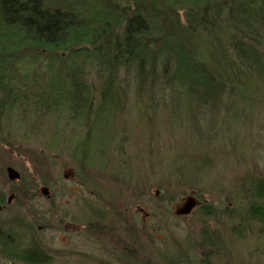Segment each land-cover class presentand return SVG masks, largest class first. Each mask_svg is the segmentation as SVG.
<instances>
[{
	"label": "trees",
	"instance_id": "1",
	"mask_svg": "<svg viewBox=\"0 0 264 264\" xmlns=\"http://www.w3.org/2000/svg\"><path fill=\"white\" fill-rule=\"evenodd\" d=\"M121 79L133 81L129 87L139 104L144 96L150 105L159 97L175 100L189 125L207 114L217 116L228 101L249 106L261 100L264 0H0V132L6 115L16 111L34 119L36 113L56 116L80 139L68 148L70 159L79 169L85 162L96 167L89 118L114 117L118 110L123 116L128 93H119ZM13 145L0 138V165L8 164L2 158ZM22 148L17 153L23 154ZM31 153L34 173L45 178L40 166L49 156ZM110 162L95 173L113 176ZM250 178V185L245 180L237 185H246L241 194L249 203L224 214L244 235L264 226V180ZM13 192L21 205L27 192ZM109 199L105 206L114 209L117 198ZM198 211L205 217L216 212L209 205ZM22 220L2 222L0 257L50 264L48 251ZM111 226L92 222L87 229L98 234Z\"/></svg>",
	"mask_w": 264,
	"mask_h": 264
},
{
	"label": "rangeland",
	"instance_id": "2",
	"mask_svg": "<svg viewBox=\"0 0 264 264\" xmlns=\"http://www.w3.org/2000/svg\"><path fill=\"white\" fill-rule=\"evenodd\" d=\"M126 91L123 116L118 110L114 117L89 118L96 167L85 162L79 169L70 159L67 150L80 139L63 119L41 113L34 119L18 111L6 115L0 138L14 148L2 158L8 164L0 165V188L5 177L10 180L6 168H13L21 174L13 186L27 195L21 205L14 201L0 212L2 222L23 219L48 251L50 264H203L206 254L213 264L264 261V226L240 234L238 222L224 215L249 203L239 194L246 192V185L237 186L241 180L248 185L251 176L264 180V95L249 106L228 101L217 116L207 114L189 125L175 100L159 97L146 109V97L139 104L131 87ZM31 150L49 156L40 166L45 178L34 173ZM108 162L113 176L95 173ZM112 196L114 209L105 206ZM190 196L215 214L205 217L195 208L188 216L176 215ZM92 222L112 224L111 231L95 234L87 229ZM11 263L0 257V264Z\"/></svg>",
	"mask_w": 264,
	"mask_h": 264
},
{
	"label": "flooded vegetation",
	"instance_id": "3",
	"mask_svg": "<svg viewBox=\"0 0 264 264\" xmlns=\"http://www.w3.org/2000/svg\"><path fill=\"white\" fill-rule=\"evenodd\" d=\"M9 167L6 168V171ZM14 181H10L8 180L7 182H5V186H1L2 188H0V212L6 211L9 207H11L14 203V201L17 200V195L14 191H17V189L13 186ZM16 182V181H15ZM19 188V187H18ZM5 189L7 190L6 192ZM197 199V198H196ZM198 201V206L196 209L200 208L201 203ZM2 224V219H0V226ZM0 234H1V230H0ZM212 242L216 243V244H222V242L215 240L214 238L211 240ZM264 261H258L256 264H264ZM214 262L210 260V257L206 254L205 257L203 258V264H213ZM218 263H223V260L218 261ZM242 263H246L245 260H242Z\"/></svg>",
	"mask_w": 264,
	"mask_h": 264
},
{
	"label": "water",
	"instance_id": "4",
	"mask_svg": "<svg viewBox=\"0 0 264 264\" xmlns=\"http://www.w3.org/2000/svg\"><path fill=\"white\" fill-rule=\"evenodd\" d=\"M8 177L11 181H19L21 179L20 174L14 170L13 168H8ZM42 193L47 196L48 195V189L45 188L42 190ZM198 206V201L194 196L187 197L186 200H184V203L181 207V209H178L175 213L178 216H188L193 209H195Z\"/></svg>",
	"mask_w": 264,
	"mask_h": 264
},
{
	"label": "bare ground",
	"instance_id": "5",
	"mask_svg": "<svg viewBox=\"0 0 264 264\" xmlns=\"http://www.w3.org/2000/svg\"><path fill=\"white\" fill-rule=\"evenodd\" d=\"M92 76L93 77H95L96 79H98V75H97V73H92ZM94 79V78H93ZM132 83H133V81L132 82H130V79H125V80H122L121 79V81H119L118 82V91H119V93H123L124 91H126V89H127V87H129V84L132 86ZM96 85H99V83L97 82V84ZM127 92V91H126ZM131 95H133L135 98H137L135 95H134V93H133V91H132V93H131ZM144 97H146V96H144ZM141 98H143V97H141ZM127 99H129V97H128V95H127V97H126V100ZM157 99V98H156ZM125 100V103L127 102ZM143 100V99H142ZM149 102V105H150V101H148ZM149 106H147L146 107V109L148 108ZM118 135V134H117ZM234 193V192H233ZM239 194H241V192L239 193ZM215 240H217V241H220L221 242V240H219V239H217V238H215Z\"/></svg>",
	"mask_w": 264,
	"mask_h": 264
}]
</instances>
